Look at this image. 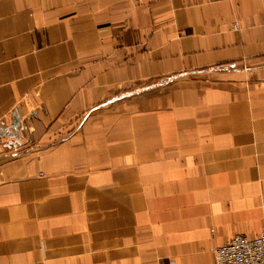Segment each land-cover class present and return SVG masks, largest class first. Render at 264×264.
Returning a JSON list of instances; mask_svg holds the SVG:
<instances>
[{"label":"crops","instance_id":"obj_1","mask_svg":"<svg viewBox=\"0 0 264 264\" xmlns=\"http://www.w3.org/2000/svg\"><path fill=\"white\" fill-rule=\"evenodd\" d=\"M264 224V0H0V264H215Z\"/></svg>","mask_w":264,"mask_h":264},{"label":"built area","instance_id":"obj_2","mask_svg":"<svg viewBox=\"0 0 264 264\" xmlns=\"http://www.w3.org/2000/svg\"><path fill=\"white\" fill-rule=\"evenodd\" d=\"M214 260L215 264H264V224L253 238L236 234L217 247Z\"/></svg>","mask_w":264,"mask_h":264}]
</instances>
